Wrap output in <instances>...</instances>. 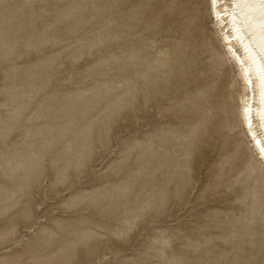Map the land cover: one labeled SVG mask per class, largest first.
I'll list each match as a JSON object with an SVG mask.
<instances>
[{
    "label": "rangeland",
    "instance_id": "374dc122",
    "mask_svg": "<svg viewBox=\"0 0 264 264\" xmlns=\"http://www.w3.org/2000/svg\"><path fill=\"white\" fill-rule=\"evenodd\" d=\"M175 5L0 0V264H264L211 139L227 108L250 160L241 89L207 13L195 36Z\"/></svg>",
    "mask_w": 264,
    "mask_h": 264
},
{
    "label": "bare ground",
    "instance_id": "6f19581e",
    "mask_svg": "<svg viewBox=\"0 0 264 264\" xmlns=\"http://www.w3.org/2000/svg\"><path fill=\"white\" fill-rule=\"evenodd\" d=\"M174 1L188 25L190 27L192 25L194 28L190 30L195 36L199 35L197 27L201 23V12L207 13L217 31L218 44L222 47L224 58L227 63L231 64L241 89L237 94L238 106L234 117L240 128L239 139L244 140L247 144L250 160L245 161L244 156L240 155L238 136L234 131L231 112L227 108L218 107L217 119L210 121L211 139L215 144H220L224 172L229 173V177L231 168L236 169L241 175L236 187L247 188L248 193H250L247 203H242L241 207L243 210L249 211V216H251L249 219L252 222L249 230L252 228L259 237V240L257 238L258 241H251V251L256 253L255 247H257L258 251L264 252V245L262 244L264 242L261 243L264 237V0ZM224 104L227 105V102ZM227 166L229 167L226 169ZM236 195L243 194H239L238 191ZM242 232L239 230L236 233L231 245H235L237 238L242 237ZM243 237L241 239H244ZM195 252L197 257H193ZM195 252L191 256L189 253L187 254L186 263L208 264V261L214 260L204 250L198 249ZM253 253L250 256L254 257Z\"/></svg>",
    "mask_w": 264,
    "mask_h": 264
}]
</instances>
